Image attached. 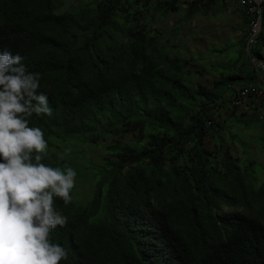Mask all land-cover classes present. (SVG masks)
Wrapping results in <instances>:
<instances>
[{"label": "trees", "instance_id": "1", "mask_svg": "<svg viewBox=\"0 0 264 264\" xmlns=\"http://www.w3.org/2000/svg\"><path fill=\"white\" fill-rule=\"evenodd\" d=\"M225 2L187 0L179 24ZM182 9L0 0V264H264V179L234 154L220 113L264 131L232 105L258 76L250 18L239 58L207 87L202 57L153 27ZM79 176L93 183L76 199Z\"/></svg>", "mask_w": 264, "mask_h": 264}, {"label": "rangeland", "instance_id": "2", "mask_svg": "<svg viewBox=\"0 0 264 264\" xmlns=\"http://www.w3.org/2000/svg\"><path fill=\"white\" fill-rule=\"evenodd\" d=\"M68 3L74 0H66ZM155 1V0H154ZM182 10L171 14L166 19L158 18L154 20L153 27H156L160 35V42L175 45L174 52L185 57H202L200 64L203 66L202 73L195 78L207 87L212 86L213 80L218 79L221 71H225L224 66L239 58L241 45L239 43L244 26L243 9L237 0H226L225 4L218 3L211 10L205 13H198L191 21H179L185 16L187 0H180ZM240 65L233 71L238 72ZM241 66L249 68L246 56L243 57ZM224 67V68H223ZM191 68L198 70L199 67L193 65ZM227 72V71H226ZM221 119L228 120L224 125L223 132L225 140L232 147L235 155L243 158L245 163L254 161L255 169L259 179H264V143L260 141L264 131L253 125H238L229 120L230 113L222 110ZM85 145H80V148ZM90 150L97 146H87ZM101 151L92 150L89 152L93 161H98V154ZM76 160L81 162V154L77 155ZM86 172V171H84ZM77 189L74 190V198H85L91 191L92 183L88 182V177L79 176L76 180Z\"/></svg>", "mask_w": 264, "mask_h": 264}, {"label": "built area", "instance_id": "3", "mask_svg": "<svg viewBox=\"0 0 264 264\" xmlns=\"http://www.w3.org/2000/svg\"><path fill=\"white\" fill-rule=\"evenodd\" d=\"M238 4L250 18L249 32L246 37L245 50L249 62L258 76L249 84L236 86L232 105L237 112L255 113L264 121V38H261L264 22V0H237ZM260 47L257 51V46Z\"/></svg>", "mask_w": 264, "mask_h": 264}]
</instances>
